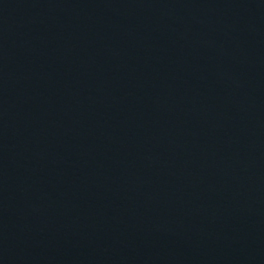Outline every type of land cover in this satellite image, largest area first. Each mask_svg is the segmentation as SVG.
<instances>
[{"label":"water","instance_id":"1","mask_svg":"<svg viewBox=\"0 0 264 264\" xmlns=\"http://www.w3.org/2000/svg\"><path fill=\"white\" fill-rule=\"evenodd\" d=\"M0 264H264V0H0Z\"/></svg>","mask_w":264,"mask_h":264}]
</instances>
